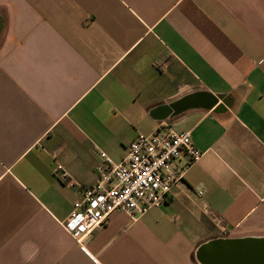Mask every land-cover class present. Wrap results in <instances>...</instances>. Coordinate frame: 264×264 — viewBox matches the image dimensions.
Returning <instances> with one entry per match:
<instances>
[{
	"label": "crops",
	"instance_id": "1",
	"mask_svg": "<svg viewBox=\"0 0 264 264\" xmlns=\"http://www.w3.org/2000/svg\"><path fill=\"white\" fill-rule=\"evenodd\" d=\"M0 17V264H200L214 240L264 264V0H0ZM157 129L203 155L172 164L160 206L74 240L99 154Z\"/></svg>",
	"mask_w": 264,
	"mask_h": 264
},
{
	"label": "built area",
	"instance_id": "2",
	"mask_svg": "<svg viewBox=\"0 0 264 264\" xmlns=\"http://www.w3.org/2000/svg\"><path fill=\"white\" fill-rule=\"evenodd\" d=\"M202 155L189 132L168 129L137 135L119 162L100 153L95 169L96 182L83 189L81 199L73 203L63 221V228L74 240L80 241L103 225L114 212H123L133 218L151 207L160 206L182 180V172L173 170L172 164L181 157H187L191 164ZM55 173L60 181L70 183L61 165L56 166Z\"/></svg>",
	"mask_w": 264,
	"mask_h": 264
},
{
	"label": "water",
	"instance_id": "3",
	"mask_svg": "<svg viewBox=\"0 0 264 264\" xmlns=\"http://www.w3.org/2000/svg\"><path fill=\"white\" fill-rule=\"evenodd\" d=\"M2 30V19L0 17V32ZM228 243V244H227ZM234 243L242 244L246 246L248 251V255L246 254V258L251 260V243L250 240L243 241H234V240H214L202 244L197 249V260L200 264H240V259L237 257V260L232 261L231 254L229 252L232 251L231 246ZM261 246V251L264 257V239L258 242ZM250 264V263H249Z\"/></svg>",
	"mask_w": 264,
	"mask_h": 264
}]
</instances>
